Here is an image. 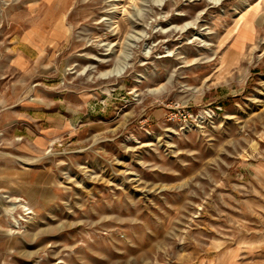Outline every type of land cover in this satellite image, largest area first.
<instances>
[{
  "label": "rangeland",
  "instance_id": "obj_1",
  "mask_svg": "<svg viewBox=\"0 0 264 264\" xmlns=\"http://www.w3.org/2000/svg\"><path fill=\"white\" fill-rule=\"evenodd\" d=\"M40 2L0 0V264H264V0Z\"/></svg>",
  "mask_w": 264,
  "mask_h": 264
},
{
  "label": "bare ground",
  "instance_id": "obj_2",
  "mask_svg": "<svg viewBox=\"0 0 264 264\" xmlns=\"http://www.w3.org/2000/svg\"><path fill=\"white\" fill-rule=\"evenodd\" d=\"M43 5H46L48 8H52L54 5L60 4L62 5V7H66L69 2L68 0H40ZM22 3V1H20L18 3V5H20ZM39 4V2H38ZM40 6V5H39ZM28 10L31 11L32 10V6L28 5ZM114 7H116V4L114 5ZM123 8V7H122ZM125 11V10H123ZM49 18H55L56 15L53 13H48L47 14ZM252 14L251 15H242L240 14V16H238L235 20V22L233 23V25L227 30V32L225 33L224 37L221 40V43H224L225 41H227L230 37H232V43H231V51H232V58L234 60L237 59V57L241 54V52L243 51L245 44L247 41H252L254 38V27H253V19H252ZM11 17H13V13L9 12L8 14V18L11 19ZM64 17L65 14H62L61 19H60V25H58L57 27L54 28V35H65L68 31V28L65 27L64 25ZM112 18L107 19V21H111ZM112 24V23H111ZM34 34H36V36L40 35V31L38 29V27H33L32 30L30 31V33L24 35L23 37V41H26L28 43H32L34 42V39L36 38L34 36ZM38 44H36L37 46ZM99 61V60H98ZM112 72V70L106 72V73H110ZM105 73V74H106ZM33 101H35L36 103H38V101H36L34 98L32 99ZM57 139V138H55ZM52 138H47V141L44 140L43 137H39L37 138V140L35 141L36 144L38 145H46V148L48 149L50 146L54 145V140ZM53 144V145H52ZM49 152V150L45 153L47 154ZM41 159L40 156H33V157H18L17 160L19 163H21L25 168H28L30 165L36 163L37 161H39ZM1 198H6L8 196L6 195H0ZM20 209L22 212H24V214H29V213H33V207L25 200L21 199V198H14L13 202L9 205H6L2 208V210L7 214L10 215L13 221V224L15 225L16 223H18V219L15 216V212ZM23 217V215L21 216Z\"/></svg>",
  "mask_w": 264,
  "mask_h": 264
},
{
  "label": "crops",
  "instance_id": "obj_3",
  "mask_svg": "<svg viewBox=\"0 0 264 264\" xmlns=\"http://www.w3.org/2000/svg\"><path fill=\"white\" fill-rule=\"evenodd\" d=\"M40 137H43V138H44V140L46 141V136H40Z\"/></svg>",
  "mask_w": 264,
  "mask_h": 264
}]
</instances>
